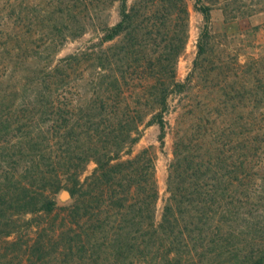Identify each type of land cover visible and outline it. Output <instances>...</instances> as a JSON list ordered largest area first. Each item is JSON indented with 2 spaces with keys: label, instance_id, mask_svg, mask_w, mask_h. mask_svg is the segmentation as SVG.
<instances>
[{
  "label": "trees",
  "instance_id": "16d2710c",
  "mask_svg": "<svg viewBox=\"0 0 264 264\" xmlns=\"http://www.w3.org/2000/svg\"><path fill=\"white\" fill-rule=\"evenodd\" d=\"M1 1L0 264H264V57L231 53L205 0L185 81L189 0ZM192 84L157 220L155 146L132 148L153 123L164 145L170 100Z\"/></svg>",
  "mask_w": 264,
  "mask_h": 264
},
{
  "label": "rangeland",
  "instance_id": "374dc122",
  "mask_svg": "<svg viewBox=\"0 0 264 264\" xmlns=\"http://www.w3.org/2000/svg\"><path fill=\"white\" fill-rule=\"evenodd\" d=\"M3 1V0H2ZM1 1V2H2ZM17 4L24 0H15ZM133 0H129L131 3ZM213 6L212 20L210 27L215 33H226L227 38L225 43L227 44L229 51L233 54H240L241 62H245L251 58L264 57V0H205ZM18 4V5H19ZM191 10V28H190V39L186 48L185 53L179 60L178 63V77L181 81H185L187 76L192 70L193 62L197 55V40L201 31L202 26L205 23L204 15L201 11L196 8V0H189ZM19 8V6H17ZM13 12V8H5L3 13ZM111 23L114 24L119 20V9L118 4H115L110 10ZM21 25L16 27L17 32L22 31ZM95 36L93 31L87 32L84 36L68 40L56 53L55 60H58L70 53L77 51L89 43V41ZM8 63V62H7ZM7 64H0V74L7 71ZM23 72H18L15 79ZM12 76V75H10ZM12 85L16 83L15 80H11ZM199 89L193 86L183 94L174 95L170 100L169 110L166 112V134L165 143L161 146L160 134L161 128L157 123L147 124L142 126V137L133 148V155L141 151L143 148L148 146H155L156 156V169L157 177L160 188V198L157 205V220H160L164 200L167 197L166 192V180L168 176L169 164L173 158V147H174V128L177 117L179 115L180 107L185 101L196 94ZM20 96L17 99V105H19L23 99ZM182 101V102H181ZM130 155H125V158ZM94 162L88 165L85 174L82 176L85 178L91 174L95 168ZM67 190L64 189L58 195L59 198V210L56 213L57 218L61 219L66 214L65 207L72 202V195L69 192L67 199L62 198V193ZM31 218L32 215H28ZM51 224V219H49ZM57 226H60L61 222L58 220ZM37 227V226H36ZM36 235V228L29 230L26 234L27 239H33ZM14 236H11L12 239ZM145 260L143 264H146ZM24 264H28L25 262ZM55 264V263H53Z\"/></svg>",
  "mask_w": 264,
  "mask_h": 264
},
{
  "label": "water",
  "instance_id": "95a60500",
  "mask_svg": "<svg viewBox=\"0 0 264 264\" xmlns=\"http://www.w3.org/2000/svg\"><path fill=\"white\" fill-rule=\"evenodd\" d=\"M69 192L67 190H65L63 193H62V198L63 199H67L69 197Z\"/></svg>",
  "mask_w": 264,
  "mask_h": 264
}]
</instances>
